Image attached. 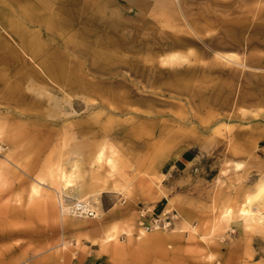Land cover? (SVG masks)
<instances>
[{
	"label": "rangeland",
	"instance_id": "374dc122",
	"mask_svg": "<svg viewBox=\"0 0 264 264\" xmlns=\"http://www.w3.org/2000/svg\"><path fill=\"white\" fill-rule=\"evenodd\" d=\"M236 2L0 0V264H264V234L240 217L264 179V0ZM215 15L263 24L220 29ZM172 52L188 62L163 66ZM55 165H77L73 189L48 179ZM60 197L97 217L61 216Z\"/></svg>",
	"mask_w": 264,
	"mask_h": 264
},
{
	"label": "bare ground",
	"instance_id": "6f19581e",
	"mask_svg": "<svg viewBox=\"0 0 264 264\" xmlns=\"http://www.w3.org/2000/svg\"><path fill=\"white\" fill-rule=\"evenodd\" d=\"M180 5H182V3L184 1L187 0H176ZM193 1V3L198 2L200 0H191ZM214 3L217 4L218 6H223V9L226 10H239L240 7V3L236 2L235 0L232 2H220L219 0H214ZM228 8V9H227ZM258 12H261L258 10ZM6 14H7V10L5 9V11L2 13L0 11V19L2 18L3 20L6 18ZM215 18V22H217L220 26V29H225V27L230 26L233 28V30L237 31V30H245L247 28H255L263 23L254 21L253 18L247 19L245 21V23H242L238 20L236 21H231V22H226L225 19H220L218 21V19L216 18V15L214 16ZM225 22L227 25H225ZM106 27V26H105ZM194 32L196 33V35L198 37L201 38L202 33L201 32H197V30L195 29ZM10 39V38H9ZM18 44L20 45V47L23 49V53L24 55H30V41L29 40H25L23 37H19L18 39ZM173 46H186L189 44H192L195 42L194 39L192 38H188V37H184V36H176V39L173 40ZM94 46H99V47H103L107 46V44L109 43H105V44H101L100 41L94 42L93 43ZM34 54L36 59H38V61L41 59V57L39 56V54H37V51L34 50ZM218 58L231 62V59H235L236 60V56L235 55H231V56H225L222 55L220 53L216 54ZM23 56V55H21ZM5 60L6 58L1 57L0 60ZM161 64L163 66L166 67H174V66H180L185 62H188V59L186 58V55H183L181 52H172L169 53L167 55L161 56L160 58ZM41 68H43L46 72L51 73L53 71L52 67L50 65H48L44 60L43 62L38 64ZM103 158V151L99 154V159ZM108 163L110 165H115V159L114 158H109L108 159ZM242 165H240L239 167H241ZM78 175H79V171H78V167L77 165H74V167L67 171L66 169H64L62 166L60 165H55L52 169H50V172H48V179L53 183V184H59L62 186V191H66V190H70L73 189L75 187V184L77 182L78 179ZM0 177H2V174H0ZM258 190L255 193V195H251L247 198L246 202L243 204V206L240 208V217L242 218L243 222L246 224L247 228H250L252 230L254 229H258L260 230L263 234H264V213L261 212L260 209H257V211L255 212L253 210L252 204L257 201L260 197L264 196V179H262V181L258 184ZM96 194L100 195L101 192L97 191L95 192ZM64 198H68V197H60L59 201L64 200ZM69 199V198H68ZM233 213V207H229L227 214L231 215ZM70 222L69 219H67L64 223L68 224ZM65 224V225H66ZM117 230V227L114 228V231ZM116 238V233L115 232H111L109 235H103L102 236V241L104 244L110 243L112 242L114 239Z\"/></svg>",
	"mask_w": 264,
	"mask_h": 264
},
{
	"label": "built area",
	"instance_id": "2783aa9c",
	"mask_svg": "<svg viewBox=\"0 0 264 264\" xmlns=\"http://www.w3.org/2000/svg\"><path fill=\"white\" fill-rule=\"evenodd\" d=\"M64 200L65 201L61 200L59 204L61 216H70L82 219H92L97 217V212L91 202L70 198H64ZM175 217L176 216L166 215L165 221L156 217L146 225V230H156L162 227L165 229L172 225Z\"/></svg>",
	"mask_w": 264,
	"mask_h": 264
},
{
	"label": "crops",
	"instance_id": "0c3cea01",
	"mask_svg": "<svg viewBox=\"0 0 264 264\" xmlns=\"http://www.w3.org/2000/svg\"><path fill=\"white\" fill-rule=\"evenodd\" d=\"M4 21H5V19H4ZM2 29H3L2 31H5V30L8 31L7 30L8 27L6 25L2 26ZM15 32H17L18 34L20 33V31H15V30H13L11 32L8 31V33L5 32V33L9 34L8 37H4L2 35H1V37H3V38H11V39H16V40H18L20 36L23 37V38H26V37L22 36V34L17 35ZM22 32L23 33H29L27 30L26 31H21V33ZM11 34H12V36H11ZM193 153L194 152L191 151V150L183 151L181 153V155L178 157V159L175 162L171 163V171H175L176 173H178V174H176V176L177 175H179V176L181 175V177H183V175L181 174L182 172L186 174V173H188L190 171V167L195 162V158H194V154Z\"/></svg>",
	"mask_w": 264,
	"mask_h": 264
}]
</instances>
